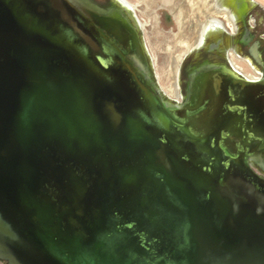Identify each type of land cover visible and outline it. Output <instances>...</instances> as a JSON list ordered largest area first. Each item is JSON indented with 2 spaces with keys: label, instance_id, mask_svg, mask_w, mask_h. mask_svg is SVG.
<instances>
[{
  "label": "water",
  "instance_id": "water-1",
  "mask_svg": "<svg viewBox=\"0 0 264 264\" xmlns=\"http://www.w3.org/2000/svg\"><path fill=\"white\" fill-rule=\"evenodd\" d=\"M142 43L95 0H0L7 264H264V83L174 106Z\"/></svg>",
  "mask_w": 264,
  "mask_h": 264
},
{
  "label": "flooded vegetation",
  "instance_id": "flooded-vegetation-1",
  "mask_svg": "<svg viewBox=\"0 0 264 264\" xmlns=\"http://www.w3.org/2000/svg\"><path fill=\"white\" fill-rule=\"evenodd\" d=\"M95 1L129 18L132 28L143 40L145 56L155 83L174 106L181 107L193 103L195 92L201 102L203 97L209 94L215 78L223 79L225 85L231 83L230 81H239L238 84L246 85L247 91L249 87L252 89L255 82L264 83V6L257 0H215L209 15L199 12L196 6L185 5L187 0H151L160 13L159 24L164 28L169 27L172 31L175 29L174 23L179 12L188 15L186 24L188 30L194 33L191 38L195 37L197 21L202 22L204 26L201 44L193 46L179 64V96L176 98L164 92L162 79L158 74L159 58L151 55L143 37L146 27L151 24L148 23L142 29L136 20L143 19L140 15L142 4L138 2V9L132 14L119 0ZM193 82L196 83L195 92L190 90ZM258 172L264 175L259 169Z\"/></svg>",
  "mask_w": 264,
  "mask_h": 264
},
{
  "label": "rangeland",
  "instance_id": "rangeland-1",
  "mask_svg": "<svg viewBox=\"0 0 264 264\" xmlns=\"http://www.w3.org/2000/svg\"><path fill=\"white\" fill-rule=\"evenodd\" d=\"M142 4L140 9L143 21L149 22L151 25L146 27L143 37H145L147 47L152 56L159 58L158 74L162 79V85L167 87L172 84V59L183 51V47L176 43L179 34L185 39H191L193 32H190L185 21V28L180 29L177 19H175V29L172 31L169 27H163L159 24V11L151 0H132ZM264 6V0H257ZM178 11V10H177ZM186 15V14H185ZM187 20V19H186Z\"/></svg>",
  "mask_w": 264,
  "mask_h": 264
},
{
  "label": "bare ground",
  "instance_id": "bare-ground-1",
  "mask_svg": "<svg viewBox=\"0 0 264 264\" xmlns=\"http://www.w3.org/2000/svg\"><path fill=\"white\" fill-rule=\"evenodd\" d=\"M165 1L172 2V0H165ZM213 1L215 0H187L185 5L189 7L196 6L199 12L202 11L206 13L207 15H209L208 12L213 10L212 9ZM119 2L124 4L132 12V14H134V11H137L138 6H139L138 2H133L131 0H119ZM176 18L179 23L180 29H184L185 21L188 18V15L187 14L185 15L184 12H179ZM136 20L140 28L142 29L149 23L147 21H142V20L140 21L137 18ZM203 27H204L203 23L197 21L196 22V34L194 38L185 39L184 37H182V34H179V36L177 37L176 43H178L179 45L183 47V51L177 56H174L172 59V71H171L172 78H173L172 84L167 87L163 86L164 92L172 98H176L179 96V91H178L179 64L182 58L185 56V54H187L188 51L191 50L193 46L201 44ZM151 58L154 60L152 56Z\"/></svg>",
  "mask_w": 264,
  "mask_h": 264
},
{
  "label": "crops",
  "instance_id": "crops-1",
  "mask_svg": "<svg viewBox=\"0 0 264 264\" xmlns=\"http://www.w3.org/2000/svg\"><path fill=\"white\" fill-rule=\"evenodd\" d=\"M0 264H7V263L0 259Z\"/></svg>",
  "mask_w": 264,
  "mask_h": 264
}]
</instances>
